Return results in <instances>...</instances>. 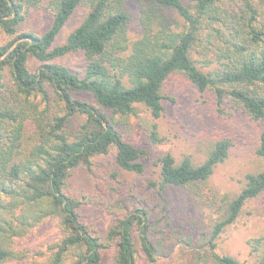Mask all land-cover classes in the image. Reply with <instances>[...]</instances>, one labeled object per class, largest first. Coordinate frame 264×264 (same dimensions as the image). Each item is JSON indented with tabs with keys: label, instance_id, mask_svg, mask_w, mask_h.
Returning <instances> with one entry per match:
<instances>
[{
	"label": "trees",
	"instance_id": "1",
	"mask_svg": "<svg viewBox=\"0 0 264 264\" xmlns=\"http://www.w3.org/2000/svg\"><path fill=\"white\" fill-rule=\"evenodd\" d=\"M42 1L0 0V29L12 37L0 44V264L28 259L17 240L49 219L57 221L63 236L48 246L46 264H138L141 253L158 264H248L217 245L249 203L264 196V132L257 148L262 167L247 173L234 193L210 185L216 167L229 156V136L216 138L200 160L171 153L158 160L159 179L151 185L190 194L208 229V248H161L150 238L144 207L94 235L80 219L83 200L68 188L74 173L90 170L99 156L113 154L127 172L145 171L147 152L122 136L116 115L128 117L143 106L161 117L163 99H172L166 89L174 76L199 92L212 91L219 106L264 121V0H137L141 31L136 37L129 32L128 0H47L50 26L42 33H19L29 10ZM80 8L83 17L59 42ZM204 49H213L214 58ZM76 52L85 57L82 71L56 61ZM197 52L204 56L198 59ZM31 58L40 63L35 69ZM51 92L63 114L51 115ZM75 118L78 126L71 131ZM152 138L160 140L156 130ZM248 243L256 256L251 264H264V237Z\"/></svg>",
	"mask_w": 264,
	"mask_h": 264
},
{
	"label": "rangeland",
	"instance_id": "2",
	"mask_svg": "<svg viewBox=\"0 0 264 264\" xmlns=\"http://www.w3.org/2000/svg\"><path fill=\"white\" fill-rule=\"evenodd\" d=\"M183 1L187 4L192 2ZM46 2L43 0L40 6L29 10L26 20L19 27V33H42L50 26L53 16L44 5ZM127 6L131 14L129 32L136 37L141 31L140 3L128 0ZM83 13L84 9L77 10L64 27L59 42L80 21ZM166 14L181 21L176 13L167 11ZM11 38L0 29V44ZM204 52L214 58L213 49H204ZM203 56L197 52L198 59ZM56 61L75 72L82 71L86 65L85 57L80 52L57 58ZM39 64L34 58L30 59L32 69ZM215 66L216 62L212 68ZM9 75L8 70L7 80L12 84ZM166 94L172 99H163L165 109L159 118H155L143 106H139L136 113L128 117L116 115L122 136L147 152L142 159L145 171L142 174L127 172L116 165L113 154L99 156L90 170L79 169L74 173L68 193L83 200L79 208L80 219L94 235L105 234L119 218L144 207L149 210L150 238L156 244L161 243V248H168L172 244L176 249L208 248L205 242L209 232L200 208L190 194L175 186L160 191L151 185L159 179L158 160L166 153L173 154L177 159L191 154L200 160L216 138L229 136L232 140L229 156L216 167L210 185L222 191L237 192L243 186L246 174L262 167L257 148L259 137L264 132V121H254L246 113L235 111L227 105L219 106L212 91L199 92L179 76L170 79ZM78 96L95 102L89 94ZM50 98L51 115L63 114L62 104L52 92ZM77 126L78 119L75 118L69 129L74 131ZM153 130L157 131L159 141L152 138ZM62 236L56 220L45 221L16 242L17 248L26 250L30 257L11 264H46L48 246ZM257 237H264V196L249 203L245 213L219 237L217 248H226L240 260L251 264L256 261V256L251 253L252 247L248 241ZM111 248L106 254L107 263L112 260L116 247L113 245ZM164 259L159 257L160 262ZM138 264L158 263H149L141 253Z\"/></svg>",
	"mask_w": 264,
	"mask_h": 264
}]
</instances>
